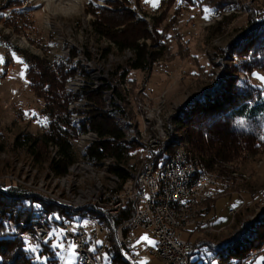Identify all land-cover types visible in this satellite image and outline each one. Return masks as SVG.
I'll list each match as a JSON object with an SVG mask.
<instances>
[{"label": "rangeland", "instance_id": "1", "mask_svg": "<svg viewBox=\"0 0 264 264\" xmlns=\"http://www.w3.org/2000/svg\"><path fill=\"white\" fill-rule=\"evenodd\" d=\"M66 1L0 0V57L5 61L0 65V190L4 193L16 189L58 206L55 202L61 199L77 200L80 194L88 195L93 193L92 191L97 193L105 187L93 183L96 173L93 175L91 172H83L80 166L74 165L69 168L66 176H56L50 169V162L57 160L55 150L51 146H47L45 151H39L38 157H34L28 153L26 147L16 145L17 138L23 135L41 140L48 121L41 114L43 101L28 86L24 55L52 63L60 59L59 55L63 51L70 49L67 61L60 59L67 63L69 70L74 71L64 90L67 94L77 97L67 109L71 113V120L80 123L88 118L86 114L88 108L81 110L76 104L85 102L92 106L96 104L82 96V88H78L77 93H72L66 88L77 74V68L73 67L71 61L77 49L81 58L91 59V69L96 78L102 80L96 82L102 84V87L95 91L108 84L109 87L103 89L109 93L111 102L114 103L116 99L125 105L120 112V119L124 124L128 123L126 119H137L132 111L134 101L135 104L144 103L153 107L158 102H163L160 106V118L178 131L180 119L187 120L190 112L187 103L197 97L199 100L205 91L216 88L213 91L220 93L222 88L227 90L246 81L264 94V81L258 79L264 76V71L254 70L251 73L244 71L245 58L237 55L238 50L234 48L235 43L246 32L264 21V0H235V4L231 3L233 7L230 5L219 11L208 6L191 5L183 0L124 1L125 5L120 4L122 11L126 9L127 12H133L134 16L131 13L130 19L146 25V38L139 40L138 44H145L157 58L145 71L129 70L127 83L121 88V93L126 94L123 100L114 96L115 91L120 92V89L115 87L119 84L117 79L113 78V73L118 72L119 68L126 67V62L132 58L133 52L130 50L119 52L110 40L97 35L92 23L98 16L107 15L113 19V30H122L124 36L136 34L139 27L136 26V29L131 27L130 21L118 22L120 14L103 12L98 15L90 11L89 6L110 8L105 4L107 3L105 0H69L70 4ZM207 1L214 4L224 2ZM63 2L64 5L61 4ZM205 7L209 8L210 12L205 13ZM13 11L25 14L23 16L25 18L21 20L25 21L26 26L20 24L14 27L12 23L7 22ZM205 15L207 19L204 18ZM105 50H109V53ZM21 71L24 72L23 77L20 75ZM103 96L102 98H105ZM113 103L111 107L104 103L103 111L104 108L112 110ZM106 114L109 116L108 112ZM179 131V135L183 137ZM74 151L78 162L80 157L75 150V143ZM233 154L224 162L213 163L215 173H211L212 177L226 180L230 188L225 196L204 205L203 216H206L209 226H204L198 231L187 232L186 229L182 232L184 239L201 246V249L197 250V255L193 257L198 259L200 264H207L209 259H213V254L210 253L213 247L231 238L246 223H253L264 217V147L235 151ZM194 155L196 162L201 166V157L196 153ZM143 156V150L139 147L132 152L130 164L134 169ZM218 170H221V175H218ZM98 178L99 182L103 180L101 175H98ZM107 186L116 188L114 184ZM50 197L55 202H52ZM231 210H234L233 215L228 214ZM40 223L42 222L35 225ZM43 223L56 224L51 221ZM70 223L87 229L93 227L92 221L79 215L71 216ZM7 225L18 239L19 232L13 223L7 221ZM55 228H52L48 239L44 240L47 247L41 246L46 252L40 257V262L48 264V260L50 264H78L73 248L63 240L62 230ZM110 233L115 240L112 230L111 232L105 230L91 250L96 251L98 247L107 246ZM143 235L145 233H139V236ZM22 241L27 242L35 250L39 247L35 242ZM102 255L100 264H110L107 260L108 255L105 253ZM251 255L248 264H264V243ZM149 264L164 263L153 259ZM211 264L217 263L214 261Z\"/></svg>", "mask_w": 264, "mask_h": 264}, {"label": "trees", "instance_id": "2", "mask_svg": "<svg viewBox=\"0 0 264 264\" xmlns=\"http://www.w3.org/2000/svg\"><path fill=\"white\" fill-rule=\"evenodd\" d=\"M124 1L126 0H105L107 2L105 4L109 5L110 8L89 6L92 13L96 12L98 15L103 12L120 14L118 22L129 23L130 21L131 27L135 29L139 27L136 34L124 36L122 30H113V19L107 15L98 16L92 23V28L97 35L110 40L119 52L124 50L133 52L132 58L126 62V67L119 68L118 72L113 73V78H116L119 84L115 87L120 89V92L115 91L116 95H113L120 100L126 96V94L121 93V88L127 83L126 78L129 70L145 71L152 63L156 62L157 58L145 44H138L139 40L146 38V25L142 22H133L130 19L133 12H127L126 9L122 11L120 4L125 5L123 4ZM183 1L199 7H212L215 11L225 9L231 3L235 4V0H224V2L217 4L208 3L207 0ZM24 15L22 12L13 11L11 16L7 18V22L12 23L14 27L20 24L26 26L25 21L21 20V18H25ZM132 15L134 16V13ZM162 48L160 47V49ZM234 48L238 50L237 55H242L245 58L243 61L244 71L247 73L254 70L264 71V21L257 23L255 28L253 27L246 32L235 43ZM105 51L109 53V50ZM23 62L27 66L28 86L43 101L44 107L41 114L48 121L41 140L23 135L17 138L16 145L21 148L26 147L28 153L34 157H38L39 151H45L47 146H51L55 150L57 160L50 162V169L56 176H66L68 175L67 170L73 166L77 158L74 143L85 127H88L98 135L99 140L87 147V155L97 161L111 158L113 164L109 167L108 172L124 183L129 177V172L135 170L134 166L130 164V160H132V152L138 149V145L134 141L126 142L125 135L118 128L117 123L103 111L102 95L105 90L103 88H108V84H105L98 91L82 94L89 101H93L96 108L88 110L86 112L88 118L77 127L72 123L71 113L67 109L68 105L77 97L67 94L64 90L66 82L74 74V71L69 70L67 63L60 59L52 63H45L24 55ZM131 82L129 81V83ZM215 89L205 91L199 100L197 97L187 103L186 106L190 107V112L187 120L180 119L179 130L181 132L178 130L190 146L189 149L194 158V153L201 157V166L209 172L203 170L196 162L198 175L204 173L207 178L211 179H218L212 177L211 174L215 171L213 169L214 162H224L232 157L235 151H248L250 148L260 149L264 147V94L262 91L246 81L227 90L222 88L220 93L214 92ZM115 102L120 101L116 100ZM114 105L115 103H113ZM168 151L169 144H162L157 158L162 159ZM218 172L219 174H217L221 175V170ZM204 205H202L203 213ZM85 213L86 216L99 220V225L104 231L111 232L112 230L113 232L110 223L92 208L85 207L76 212L77 215H85ZM123 217L126 218L127 213ZM7 221L13 223L17 232H22L32 228L37 222L51 221L56 224H68L71 221V216L64 208L46 203L43 198L16 189L7 190L5 193L0 190V264H42L40 257L46 251L41 246L47 247V243H35L41 249L39 247L36 250L33 249L27 242L14 236V232L7 225ZM56 224L54 225L56 226ZM107 239L108 245L104 247L110 264H128L121 260L119 248L112 233ZM263 240L264 217L253 223H246L231 238L213 247L210 251L213 254V259H209L207 264L214 261L217 264H240L249 258L253 251L260 249L264 243ZM194 246L196 253L190 255L189 264H200L199 260L193 257L197 255V250L201 249V246L196 243ZM47 263L50 264V261L47 260Z\"/></svg>", "mask_w": 264, "mask_h": 264}, {"label": "bare ground", "instance_id": "3", "mask_svg": "<svg viewBox=\"0 0 264 264\" xmlns=\"http://www.w3.org/2000/svg\"><path fill=\"white\" fill-rule=\"evenodd\" d=\"M67 1V3L70 2L69 0ZM61 4L64 5V2ZM77 50L75 52V56L71 59L73 67L77 68V74H75L76 77L66 86V88L72 93H77L78 88L83 89L81 91L82 94L91 91L93 92L102 87V84L96 83L97 81L102 80L100 78L97 79L96 74L91 69V59L87 57L81 58V56H79L80 52H78ZM69 52L70 49H66L59 55V58L64 61H67ZM103 95V97H105L103 98L105 105L111 107L112 102L109 98V93L104 92ZM115 101L116 99L114 100L115 105L112 107L113 109L109 110L108 108H104V112H108L109 117H112L113 120L117 123L118 128L125 135L126 142L134 141L138 145V147L143 150L144 156L140 160L139 165L135 168V170L129 172V177L124 183H122L117 177L113 176L108 172L109 167L113 164V160L111 158H104L101 161H97L87 155V147L91 144L96 143L99 138L96 133L92 132L88 127H85L84 131L80 133L78 139L75 142V146L78 149V154L80 158L78 162H75L73 164V166H80V169H83V172H91L93 175H95L94 173H96L97 175L95 176V178H93V183H96V185L100 186L105 185V187L103 186L104 189L97 192L98 194L95 193V191H92L93 193H89L88 195L80 194L79 196L81 198L79 197V199L73 201H64L61 199L59 202H55V200H53L51 197L50 200L52 202H55V204H57L59 207L64 208L70 216L77 215L76 212L82 208H92L95 212H97L98 215H101V217H104L110 223L113 229L116 245L119 248V240L117 237L115 225H113L111 217H106L104 212L99 211L96 207H114V205H121L122 199H125L128 193L129 198H136V189L138 188L139 184V173H141L142 168L145 167V161L147 159V150L146 148H144L143 143H152L153 140L158 141L162 144L168 143L169 151L164 155L162 159H174V152H176V154L180 157V160H182V164L191 165V176H186V189L189 190V193H196V183L202 181L203 175H198L197 173L198 167L196 163V158H194L192 152L190 151L188 143L183 139L181 135H179L177 130H174L172 129V127L168 126L166 120L164 123L162 118H160V106L161 104H163V102H158L155 107L151 106L150 104L137 103L136 105L139 106V113L142 115L140 119L142 123L140 122L141 128L140 126H135L134 131L133 126L131 125H139L138 117L137 119L133 120L126 119L128 120V123H122L121 121L123 120L120 119V112H122L121 110H123L124 105H122L120 102ZM116 103L118 104V106H116ZM76 106H80L81 110L85 108H88L89 110L95 107L87 102H85V104H76ZM72 123L76 126H79L80 124V122H76L75 120L72 121ZM128 131L130 132L129 135L127 134ZM159 159L161 158H157V156H152V163H159ZM98 175H101V178H103V180H101L100 182ZM150 176H153L152 183H150L151 198L152 202H156V207H153L154 219H156V222L159 223L160 228H163L166 231H171L172 234H182V232L187 229L186 222H184V214L182 213V211L174 209L172 204H168L165 198L166 182H163V178H169V164H162V176L159 175L158 167H151ZM181 179V169H174L173 182H181ZM206 180L217 182V189L226 190V193L229 191L227 190V188H229L230 186L226 180L211 179L207 177ZM107 184H114L116 188H109ZM117 193L118 197L106 198V196H113ZM226 193H219V198L225 196ZM93 194L96 195L93 197ZM169 195L170 198H178V190L176 185H169ZM203 204L206 203H192V207L190 208V210H187V217H191L189 218V225L199 224V217H202L203 215V211H201V207ZM69 208H72V210H70ZM79 216L87 220L91 219L90 221L93 222V227L98 229L99 235L101 236L103 234L104 230L99 225V220L97 221L96 219H93L90 216H86V214ZM39 225L44 226L47 229H52L53 227H56L54 224L42 222L37 225L34 224L32 228L29 227L30 229L24 230L23 233L31 234L32 240H36V242H44V240L46 239L40 237ZM68 225L73 224L68 223ZM80 229L89 230L82 226H80ZM18 235V239L22 240L21 234ZM96 242L97 240L95 236H85L83 238V246L86 249L83 251V259L85 261H88V264H100L102 262V254L105 253V247L102 246L100 247V249L96 248V251L91 250V248L95 246ZM150 252H153V259L160 260L164 263L162 247H157V245H150ZM119 253L123 262H126L128 264H134L130 256H127L124 252L119 251ZM189 261L190 255L186 257V259H184L182 264H189Z\"/></svg>", "mask_w": 264, "mask_h": 264}, {"label": "built area", "instance_id": "4", "mask_svg": "<svg viewBox=\"0 0 264 264\" xmlns=\"http://www.w3.org/2000/svg\"><path fill=\"white\" fill-rule=\"evenodd\" d=\"M116 106H118L117 103ZM132 111L139 118V125H131L129 123L135 131V126H140L142 116L135 101ZM143 144L147 150V159L145 167L139 173L136 198H129L128 193L125 199H122L121 205H114V207L99 206L96 208L99 211H103L106 217H111L119 240V251L130 256L134 264H139L142 260H145V264H149L153 260V252H150V245L145 241H140L141 236H139V233L147 234L149 239L155 241L157 247L163 248L164 264H182L186 257L196 253V248L189 240L183 238V234H172L171 231L160 228L159 223L154 219L153 207H156V202H152L151 198L150 183H152L153 177L150 176L151 167H158L159 175L162 176V164H169V178H163V182H166L165 198L168 204H172L174 209L182 211L184 214L187 232L188 230L198 231L204 226H209L205 215L199 217V224L189 225V218L191 217H187V210H190L192 203L215 201L219 199V193H226V190L217 189V182L207 181L206 175L203 173L202 181L196 183V193H189V190L186 189V176H191V165L182 164V160H180L176 152H174V159H159V163H152V156H159L162 143L153 140L152 143ZM75 150L78 152L76 146ZM174 169H181V182H173ZM169 185H176L178 198H170ZM112 197H118V193L113 196H106V198ZM69 209L72 210V208ZM233 212L234 210H231L228 214L233 215ZM126 213L127 217L124 218L123 215H126ZM120 219L122 220L119 221ZM39 228L40 237L48 239L53 229H47L40 225ZM57 228L62 230V237L67 245L73 246V251L77 256V263L88 264V261L83 259V251L86 250L83 246V238L85 236H95L97 240L100 237L98 229L93 227L89 230H82L80 225H68L66 223L56 224L55 229ZM18 234H21L22 240L36 243V240H32L31 234L20 232ZM137 241H140V243H137ZM98 248L100 249V247ZM251 256L240 264H248Z\"/></svg>", "mask_w": 264, "mask_h": 264}, {"label": "snow or ice", "instance_id": "5", "mask_svg": "<svg viewBox=\"0 0 264 264\" xmlns=\"http://www.w3.org/2000/svg\"><path fill=\"white\" fill-rule=\"evenodd\" d=\"M178 2H179V0H178ZM154 6H155V4H154ZM204 12H205V13H208V12H210V9L207 8V7H205V8H204ZM204 18L207 19V18H208L207 15H205ZM13 56H14V59H15V54H13ZM4 62H5V61H4V58H3V57H0V65H3ZM25 67H27V66L25 65ZM20 75H21V77H23V76H24V72L21 71ZM258 79H260L261 81H264V76L258 77ZM140 241H145V242H147L149 245L155 246V241L149 239L148 236H147L146 234L143 235V236H141ZM140 241H137V243H140ZM57 246H58V245H53V247H57ZM71 247H73V246H70V248H71ZM30 250H32V249H30Z\"/></svg>", "mask_w": 264, "mask_h": 264}, {"label": "water", "instance_id": "6", "mask_svg": "<svg viewBox=\"0 0 264 264\" xmlns=\"http://www.w3.org/2000/svg\"><path fill=\"white\" fill-rule=\"evenodd\" d=\"M139 264H145V260H142L141 262H139Z\"/></svg>", "mask_w": 264, "mask_h": 264}, {"label": "crops", "instance_id": "7", "mask_svg": "<svg viewBox=\"0 0 264 264\" xmlns=\"http://www.w3.org/2000/svg\"><path fill=\"white\" fill-rule=\"evenodd\" d=\"M108 258V257H107ZM108 260V259H107ZM263 262V261H262Z\"/></svg>", "mask_w": 264, "mask_h": 264}]
</instances>
